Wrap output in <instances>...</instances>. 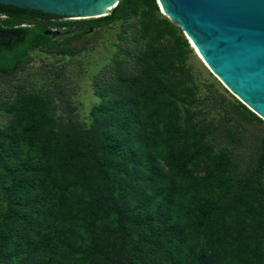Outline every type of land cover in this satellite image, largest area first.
Returning a JSON list of instances; mask_svg holds the SVG:
<instances>
[{"label":"trees","instance_id":"1","mask_svg":"<svg viewBox=\"0 0 264 264\" xmlns=\"http://www.w3.org/2000/svg\"><path fill=\"white\" fill-rule=\"evenodd\" d=\"M61 18L0 3V264H264V120L212 86L199 105L189 41L156 0ZM114 23L87 121L65 64L4 79L35 50H87L51 25Z\"/></svg>","mask_w":264,"mask_h":264},{"label":"water","instance_id":"2","mask_svg":"<svg viewBox=\"0 0 264 264\" xmlns=\"http://www.w3.org/2000/svg\"><path fill=\"white\" fill-rule=\"evenodd\" d=\"M120 0H0L72 19L109 14ZM190 51L225 94L264 120V0H156ZM225 87L228 91L226 92Z\"/></svg>","mask_w":264,"mask_h":264},{"label":"rangeland","instance_id":"3","mask_svg":"<svg viewBox=\"0 0 264 264\" xmlns=\"http://www.w3.org/2000/svg\"><path fill=\"white\" fill-rule=\"evenodd\" d=\"M4 18L5 16L2 15ZM59 20H74L70 17H62ZM72 29L71 32H67L63 35L57 34L55 40L58 42H67L78 50L83 46L88 47L87 50L74 58H61L52 50L33 51L30 61L25 64L22 70L14 74H6L4 79L10 78L17 83L18 81H24L26 79L34 78L31 73L34 70L41 71L47 63L57 61L61 64H65V74L67 80V87L72 89V99L76 104L77 113L80 119L88 120L89 109L98 100L93 94L92 77L96 74L108 61L110 56L115 50V44L117 43V32L119 30V24L114 23L110 26L98 27L96 29H89L88 32L81 33L79 30H75L76 26L60 27L57 25H51L50 30L60 32V30ZM68 39V40H67ZM92 46V47H91ZM186 68L188 84L196 86V95L198 96L199 105L209 102L208 95L210 94V86L214 87L218 91H221L215 82L211 79L196 57L191 51L187 52ZM39 80V79H35ZM41 82H36L39 85ZM9 86L5 81L0 82V93L8 91ZM3 116L0 114V120Z\"/></svg>","mask_w":264,"mask_h":264}]
</instances>
